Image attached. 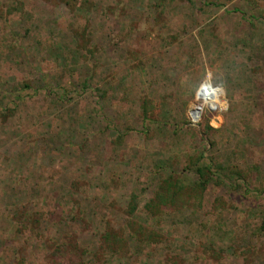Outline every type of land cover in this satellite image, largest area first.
Wrapping results in <instances>:
<instances>
[{
  "label": "rangeland",
  "instance_id": "rangeland-1",
  "mask_svg": "<svg viewBox=\"0 0 264 264\" xmlns=\"http://www.w3.org/2000/svg\"><path fill=\"white\" fill-rule=\"evenodd\" d=\"M0 264H264V0H0Z\"/></svg>",
  "mask_w": 264,
  "mask_h": 264
},
{
  "label": "trees",
  "instance_id": "trees-1",
  "mask_svg": "<svg viewBox=\"0 0 264 264\" xmlns=\"http://www.w3.org/2000/svg\"><path fill=\"white\" fill-rule=\"evenodd\" d=\"M198 171L199 172H201L202 171V169L201 168H198ZM203 180L201 181V186H203ZM169 184V186H170V184H171V182L170 183H168ZM168 189V188H167ZM157 196H156V198H157V200L154 202V204L155 205H157V203H160V201H163V197L162 196H159V195H161V193H158V194H156ZM154 204H152V205H148L147 207L150 209V210H156L157 211V208L156 207H158V205L157 206H155ZM132 210L134 211L135 210V205H133L132 206Z\"/></svg>",
  "mask_w": 264,
  "mask_h": 264
}]
</instances>
